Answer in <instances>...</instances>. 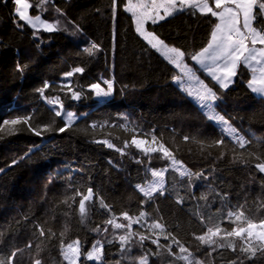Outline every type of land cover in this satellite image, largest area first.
<instances>
[{
	"label": "trees",
	"instance_id": "obj_1",
	"mask_svg": "<svg viewBox=\"0 0 264 264\" xmlns=\"http://www.w3.org/2000/svg\"><path fill=\"white\" fill-rule=\"evenodd\" d=\"M29 3L32 15L42 16L57 30L31 28L19 21L14 0H0V259L15 253L12 264H34L36 259L41 264H67L61 246L78 239L83 249L80 264H139L145 255L147 264H189L179 258L188 253H179L176 245L169 253L151 239L140 241L139 235L154 239L149 225L160 222L166 233L188 248L192 264H264V253L258 251L249 259V253L240 251V238L215 237L213 245L194 238L218 222L230 230L232 225L224 217L240 206L255 221L264 219V173L255 167L264 161V98L249 87L252 70L241 65L234 83L222 90L189 59L210 42L218 20L186 7L162 22L147 23L146 28L169 47L185 51V60L198 79L222 94L216 111L245 138L242 149L202 114L177 84L179 71L136 32L134 18L126 11L127 0H115V6L113 0ZM17 22L24 26L17 27ZM259 23L258 19L253 26ZM92 44L99 51L92 49L89 55ZM18 64L25 66L23 71L17 70ZM75 67L85 71L66 77ZM101 79L114 83L113 95L105 100L88 90ZM67 81L81 92L79 100H71L70 92L65 95L68 88L62 90V85ZM45 82L49 87L42 97L37 89ZM57 95L65 113L80 117L62 133L58 129L66 126L67 119L55 116L53 109L58 106L47 103ZM26 118L28 124L3 123ZM29 125L52 127L36 136ZM142 133H154L157 144L164 143L177 160L203 175L181 177L160 153H141L130 141ZM221 139L224 143L217 145ZM166 167L165 194L148 200L136 185L151 182V172ZM88 187L94 193L89 218L93 231L79 214L81 197L72 199L77 189L86 192ZM98 197L111 212L99 206ZM178 199L183 203H177ZM123 212L133 217L145 212L146 216L133 229L106 223L115 217L116 223L127 225ZM154 231L159 234V229ZM129 232L122 245L119 236ZM97 240L104 243L102 260L86 261L85 253ZM169 242L160 235L162 245ZM230 242L236 251L228 246Z\"/></svg>",
	"mask_w": 264,
	"mask_h": 264
},
{
	"label": "snow or ice",
	"instance_id": "obj_2",
	"mask_svg": "<svg viewBox=\"0 0 264 264\" xmlns=\"http://www.w3.org/2000/svg\"><path fill=\"white\" fill-rule=\"evenodd\" d=\"M14 5L15 14L18 16L19 21H24L25 24L30 25L32 28H37L38 24H42L46 31L52 32L57 30L54 24L42 23L39 15H36L35 18L29 15L28 10L32 7L29 0H14ZM113 5L115 6V0H113ZM185 7L198 9L200 12L210 14L218 20V23L215 25V30L211 33L210 42L207 43V46L201 51L190 55L189 59L194 61L196 65H199L201 69H204L222 90H227L229 86L234 83L237 70L241 65H244L246 68L251 67L253 72L259 71L261 74L259 84L262 86H253L257 83V79L253 77L249 87L253 93L258 94L260 98H264V47H255L257 44L264 46V0H213L211 5L209 0H161L160 3H157V0H151V3H145L141 0L138 4H133L131 0H128L126 11L132 13L136 17V32L139 33L153 49L161 52L168 62L179 70L182 76L177 75L175 77L178 85H180L185 78L188 80L194 78L193 70L185 60V51L166 45L163 40L159 39L154 34V31L146 29L145 23L148 20L156 23L158 20L164 19L165 17L160 16L158 13V9L160 8H163L167 15L170 16L173 10L183 11ZM138 10L140 11L138 12ZM153 12H156V15H153ZM258 19L261 23L253 26L254 21ZM23 26L24 25L17 22V27ZM92 49L99 51L98 45L92 44L91 48L88 49L89 55H93ZM253 62H255V65H259V68L253 66ZM24 67L25 66L18 64L17 70L23 71ZM84 71L85 69L83 67H75L66 74V77H72L75 73L82 74ZM102 84L106 87H102ZM48 87V83L45 82L37 91L43 97ZM64 87L68 88V92H66L65 95L68 96L70 92L71 100H79L81 98V92L71 88V81H67L63 84L62 90ZM88 90L92 91L96 97L107 98L114 93V83L110 79H101L100 82H94L88 86ZM183 91L188 97L192 98L193 104L201 110L202 114H206L208 120L220 125L221 132L226 133L229 137L234 139L241 149L245 147L247 143L245 138L237 133V130L232 127L224 115L216 111L218 107L216 101L221 99L222 94L218 95L217 92L213 91L212 87L202 83L200 88L195 90V92L188 87H185ZM47 103L49 105L58 106V108L53 109L55 116H66L67 124L65 127H60L58 129L59 132H65L67 128L71 127L75 120L78 119L73 112H64V104L60 96L57 95L54 98L48 99ZM3 123L11 125L20 123L28 124V119L26 118L23 121L20 119L5 120ZM51 127L52 125H46L32 129L31 125H29V128L36 136H40L42 132L49 131ZM92 127H96V125L93 124ZM149 135H151L150 140L147 138ZM183 139L187 141L189 138L185 136ZM96 142L105 143L109 148L114 147V145L107 140H98ZM130 143L146 156L150 153H160V158L168 160L170 162L169 166L174 171L178 172L181 177L187 176L191 179L194 175H203V173H193L181 161L177 160L173 151H171L169 147H166L164 143L157 144V137L154 133H142L140 138L134 135ZM215 143L219 145L223 144L224 141L221 139ZM124 147H128V142H125ZM117 150L120 151L121 149ZM222 156L223 153L221 154V157ZM256 159L259 160L260 157L257 156ZM255 167L258 168L261 173H264V161L257 163ZM167 171V167L152 171L151 176L154 177L155 180L147 186L140 184L136 185L138 191L142 193L144 197L148 198V200H151L157 193L163 196L166 191L164 174ZM49 179L51 181V177ZM76 196L81 197L78 211L83 219L87 216L86 202H91L93 200V189L92 187H88L86 192H81L77 189L72 199L74 200ZM206 198L205 196L204 199ZM98 202L100 207L111 212L110 206L107 205L102 198L98 197ZM65 203H67V201H65ZM142 203H144V201H142ZM177 203H183V200L178 199ZM121 215L123 220L128 221L127 225L124 223H116L115 217L108 219L106 223L118 229L126 227L131 229L133 224H140V222L144 220L146 213L141 212L138 217L130 216L127 212H123ZM209 219H211V217H209ZM203 221L204 218L201 217V222ZM224 221L232 225L230 230L224 229L221 226L222 222H218L214 227H207L206 232L203 234L195 235V240L205 245H213L216 244V240L213 239L215 237H219L221 240L226 237H237L240 238L242 242L240 251L250 254L247 258H254L258 251L264 253V219H260L258 222L255 221L246 216L243 207L240 206L236 211H229L224 217ZM149 228L153 230L152 235H154L155 238L153 239L152 236L139 235L140 241L151 239L152 244L157 245L158 248L166 247L169 253H171L172 246L176 245L179 253H188V255L180 256L179 258L192 264L189 260L191 253H189L188 248H186L175 235L166 233L163 223L155 222L149 225ZM155 229H159V234L154 231ZM95 231H99V229H95ZM105 231H107V229H105ZM222 232L224 233L223 236H221ZM40 235H44L42 228L40 229ZM129 235H131L130 232L119 236L122 245L123 242L128 239ZM160 235H163L164 240L170 242L167 245H162L160 243ZM109 243H111V241H109ZM30 246L31 245H29V247ZM218 246L224 247L223 244ZM228 246L231 247L233 251H236L234 243L230 242ZM61 248L63 260L67 261V264H79L81 245L78 239L68 243L66 246L62 245ZM102 253L103 245L97 240L91 246V249L85 253V259L86 261L99 262L102 258ZM14 256L15 253L7 260L0 259V264H12ZM34 264H41V260L36 259ZM139 264H147V255L140 258ZM197 264H199V262H197ZM233 264H235V261Z\"/></svg>",
	"mask_w": 264,
	"mask_h": 264
},
{
	"label": "rangeland",
	"instance_id": "obj_3",
	"mask_svg": "<svg viewBox=\"0 0 264 264\" xmlns=\"http://www.w3.org/2000/svg\"><path fill=\"white\" fill-rule=\"evenodd\" d=\"M131 2L133 3V4H138V3H140L141 2V0H131ZM143 2H145V3H151V0H143ZM161 2V0H157V3H160ZM127 3H128V0H127ZM211 5V4H210ZM128 6V5H127ZM178 7H179V4H178ZM186 8V7H185ZM29 15L30 16H32L33 18H35V15H32L31 14V8H29ZM140 10H138V12H139ZM177 10H173V12H172V14L173 13H175ZM217 11H219V10H217ZM130 13V12H129ZM158 13H159V15L160 16H164L165 18L164 19H162V20H158V22H156V23H159V22H162V21H164V20H166L168 17H169V15H167V13L165 12V10L163 9V8H160V9H158ZM132 16H133V18H134V21L136 20V17L132 14V13H130ZM153 15H156V12H153ZM40 18H41V22L42 23H44V24H52L50 21H47V20H45L42 16H40ZM24 22V21H23ZM147 23H153L151 20H148V21H146V23H145V27H146V25H147ZM135 25H136V23H135ZM30 26V25H29ZM31 27V26H30ZM32 28V27H31ZM33 29H35V30H44V31H46L45 29H44V27L42 26V24H38V27L37 28H33ZM147 29V28H146ZM140 35V34H139ZM141 36V35H140ZM142 37V36H141ZM143 38V37H142ZM144 39V38H143ZM145 40V39H144ZM146 41V40H145ZM147 42V41H146ZM250 47H251V45H250ZM255 47H257V48H259V47H264V46H261V45H259V44H257ZM159 52V51H158ZM164 58H166L161 52H159ZM174 66V65H173ZM199 66V65H198ZM253 66H255V67H257V68H259V65H255V62H253ZM175 67V66H174ZM249 70H252V68L251 67H247ZM178 70V69H177ZM179 71V70H178ZM194 73V72H193ZM252 73H253V75H252V78L253 77H255L256 79H257V83L255 84V85H253V86H256V87H259V86H262V85H260L259 84V80H260V78H261V74H260V72L259 71H256V72H253L252 71ZM179 75H181L182 76V74L179 72ZM235 79V78H234ZM201 81H200V79H198V77H197V75H195L194 74V78L193 79H191V80H188L187 78H185L183 81H182V83L180 84L181 86H182V88H185V87H188V88H190V89H192L194 92H195V90H197L198 88H200V86H201ZM203 84V83H202ZM251 84V83H250ZM249 84V85H250ZM231 86V85H230ZM229 86V87H230ZM102 87H104V86H102ZM251 89V88H250ZM256 96H258L259 97V95L258 94H256V93H254ZM111 97V96H110ZM110 97H107V98H100V97H97L99 100H105V99H108V98H110ZM217 102L218 101H216V104H217ZM220 114V113H219ZM65 116V115H64ZM76 117H78V116H76ZM65 118H66V116H65ZM80 117H78V119H79ZM78 119H76L75 120V122L78 120ZM166 174H167V172H165V174H164V184H165V187H166ZM155 180V178L153 177V179H152V181L151 182H149V183H147V184H145V185H143V186H147V185H149V184H151L153 181ZM86 209H87V216L86 217H84L82 220H83V222H84V224H85V226L86 227H88V229L89 230H91V231H93V229L90 227V223H89V218H90V202H86ZM133 227H134V224L132 225V227H131V229H133ZM100 243L103 245V253H102V258H103V255H104V243L102 242V241H100ZM80 245H81V257H80V261L82 260V258H83V252H82V244L80 243ZM102 258H101V260H102ZM100 260V261H101ZM99 261V262H100ZM93 262H97V261H93ZM79 264H80V262H79Z\"/></svg>",
	"mask_w": 264,
	"mask_h": 264
},
{
	"label": "crops",
	"instance_id": "obj_4",
	"mask_svg": "<svg viewBox=\"0 0 264 264\" xmlns=\"http://www.w3.org/2000/svg\"><path fill=\"white\" fill-rule=\"evenodd\" d=\"M199 68H200V66H199ZM200 69H201V68H200ZM201 70L205 71L204 69H201Z\"/></svg>",
	"mask_w": 264,
	"mask_h": 264
}]
</instances>
